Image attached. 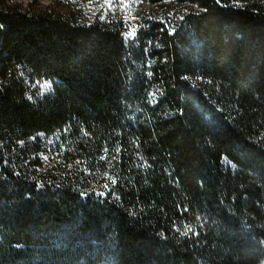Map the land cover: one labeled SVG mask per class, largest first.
<instances>
[{
	"label": "trees",
	"instance_id": "trees-1",
	"mask_svg": "<svg viewBox=\"0 0 264 264\" xmlns=\"http://www.w3.org/2000/svg\"><path fill=\"white\" fill-rule=\"evenodd\" d=\"M139 1L0 0V264H264V4Z\"/></svg>",
	"mask_w": 264,
	"mask_h": 264
},
{
	"label": "rangeland",
	"instance_id": "rangeland-1",
	"mask_svg": "<svg viewBox=\"0 0 264 264\" xmlns=\"http://www.w3.org/2000/svg\"><path fill=\"white\" fill-rule=\"evenodd\" d=\"M256 1L264 4V0ZM8 3L11 7L33 13L49 11L64 16L74 15L83 22L121 18L134 23L144 15L160 14L159 8L139 0H9ZM51 89L49 82H43L37 85L36 93L47 94ZM42 157L46 166L57 156H54L53 151H47Z\"/></svg>",
	"mask_w": 264,
	"mask_h": 264
}]
</instances>
